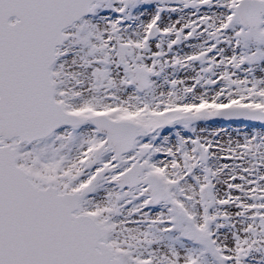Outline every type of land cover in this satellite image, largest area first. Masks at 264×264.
Masks as SVG:
<instances>
[{
	"label": "snow or ice",
	"instance_id": "6c2138e0",
	"mask_svg": "<svg viewBox=\"0 0 264 264\" xmlns=\"http://www.w3.org/2000/svg\"><path fill=\"white\" fill-rule=\"evenodd\" d=\"M0 264H264V0H0Z\"/></svg>",
	"mask_w": 264,
	"mask_h": 264
}]
</instances>
